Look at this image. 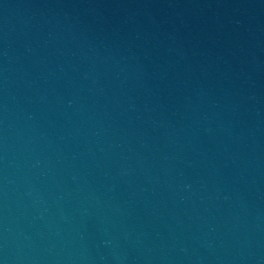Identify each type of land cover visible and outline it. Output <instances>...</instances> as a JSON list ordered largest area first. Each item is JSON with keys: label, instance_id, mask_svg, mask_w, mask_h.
<instances>
[{"label": "water", "instance_id": "obj_1", "mask_svg": "<svg viewBox=\"0 0 264 264\" xmlns=\"http://www.w3.org/2000/svg\"><path fill=\"white\" fill-rule=\"evenodd\" d=\"M0 264H264V0H0Z\"/></svg>", "mask_w": 264, "mask_h": 264}]
</instances>
